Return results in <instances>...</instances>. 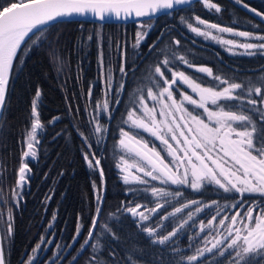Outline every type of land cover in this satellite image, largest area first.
<instances>
[{"label":"trees","instance_id":"trees-1","mask_svg":"<svg viewBox=\"0 0 264 264\" xmlns=\"http://www.w3.org/2000/svg\"><path fill=\"white\" fill-rule=\"evenodd\" d=\"M211 2L218 4L221 11L208 10L200 1L171 15L143 21L150 29L138 46L141 22L95 24L74 21L49 26L43 29L42 35L37 33L42 44L33 46L29 41L22 47L31 50L20 51L14 63L0 124V229L5 264H25L44 238H51L53 245L40 264L50 261L57 247L65 254L59 264H71L83 249L81 245L88 236L92 219L97 217L98 195L103 199L99 204L102 207L94 238L73 264H189L187 257L197 255V250H201V239L197 234L201 221L210 211L203 208L202 212H197V207L213 206L216 211L220 210L219 221L239 210L243 213L253 203L264 207V195L260 193H245L241 197L234 192H224L212 182H203L197 190L188 184H125L117 172V162L124 158L117 150L121 129L133 132L160 151L159 144L147 135L127 128V123L129 112L134 109L135 114L143 112L140 96L148 101L146 105L150 104L148 88L154 93L159 92L160 88L154 87L155 81L149 77L154 75L155 65L165 56L172 61L168 66L172 71L184 72L202 87L217 90L224 87L214 79L215 76L244 83L264 80V55L258 51L255 55L229 54L221 47L195 37L188 27L189 24L196 25V17H199L209 24L264 36V21L250 11L254 8L264 12V0H243L248 8L236 0ZM176 40L180 41L178 45ZM172 53L184 56L193 67L174 59ZM121 66L126 75L121 73ZM201 66L210 68L213 75L198 71ZM108 72L111 73V88L105 79ZM166 76L171 77V71H166ZM121 84L123 88H120ZM163 86L166 85L160 80V87ZM37 90L40 91L39 98L36 97ZM173 90L178 101L184 90L190 95L179 82ZM251 98L260 100L255 95ZM34 100L44 127L38 130L36 156L25 159L23 152L26 151ZM105 100L110 111L97 108ZM221 103L229 106L226 110L247 112L253 108L246 101ZM184 105L194 115L206 116L186 101ZM152 107L157 113L160 111L158 106L149 108ZM255 107L264 111L262 104ZM250 114L259 135L264 121L258 112ZM55 117L59 119L54 120ZM97 120L106 128L102 138L93 131ZM234 127L240 126L234 124ZM80 133L88 137L87 143ZM85 153H95L100 160L103 181L99 169L88 166ZM22 161L28 164L30 171L26 170L20 191L17 181ZM153 187L163 188L169 195L154 196ZM13 189L19 195L17 203ZM175 192L181 195H172ZM240 200H243L244 208L232 207ZM190 201L197 203L164 221L161 235L187 221L185 227L170 243H152L155 238L142 229L152 222L161 223L164 216ZM158 204L163 207L155 219L145 225L126 211L132 206L154 208ZM189 212L191 219L187 215ZM230 222L227 219V225ZM105 224L115 233V239L105 232ZM97 243L98 247L92 246ZM219 251L214 250L216 254L205 252L191 264H230L228 253L220 256ZM259 264H264V260Z\"/></svg>","mask_w":264,"mask_h":264},{"label":"snow or ice","instance_id":"snow-or-ice-1","mask_svg":"<svg viewBox=\"0 0 264 264\" xmlns=\"http://www.w3.org/2000/svg\"><path fill=\"white\" fill-rule=\"evenodd\" d=\"M189 3L190 0H0V107L4 104L9 73L13 67L14 60L19 58L18 52L31 50L27 47L22 48V45H27L29 41H31L33 46L38 43L42 44L43 41L37 33L42 35L45 27L54 26L63 18L70 17L73 14H85L87 12L96 14L101 21L107 18L106 14H114L117 18H120L121 12L124 13L125 18L132 16L136 18L153 17L158 13L171 15L172 12L181 10L180 6ZM236 3L242 4L245 8L249 7L246 3H243V0H236ZM204 4L206 7L214 8L217 12L221 11L220 6L211 2V0H204ZM250 11L264 18V12H258L254 8L250 9ZM196 19L200 24H204L210 29L233 33L240 37H253V34L249 32H235L232 28L209 24L199 17H196ZM139 27L143 29L145 24L141 22ZM188 27L197 35L217 39L209 31H203L198 27H193L191 24ZM146 35V32L137 33V46ZM34 36L36 39H33ZM255 38L262 42L240 44H236L233 40H220V42L245 49L248 55L256 54L252 50H257L264 55V36ZM179 43L180 41H175V44L178 45ZM172 56L174 59L188 64L189 67H193L184 56H176L175 53H172ZM171 62L165 56L162 61L155 65L154 75L149 77V79L155 81L154 87H158L160 90L158 93H154L152 88H148L147 97L160 103V111L157 113L155 107H147L144 97L140 96L139 102L144 106L143 115L134 118L135 109L129 112L128 115L134 127L149 132L166 146L172 161L166 162L165 158L155 147H149L147 142L137 139L135 136L130 135L129 132L121 129L122 138L119 141V145L128 149L129 152L133 151L131 145H138L139 148L135 150L136 155L140 156L150 166L146 168L143 165L130 164L121 157L126 166L125 170L135 167L137 171L143 172L144 176L151 177L153 180L164 177L165 179L162 180V183L171 182L172 184L181 185L189 184L188 176L190 172L192 177L190 186L194 190L201 187L202 181L210 179L211 182H214L226 193L234 192L241 197L245 193H260L264 195V126L261 127L259 135H257L256 125L250 114L252 111L258 112L261 120L264 121V111L255 107L258 103L264 105V80L258 83L254 81L244 83L215 76L214 79L224 85V87L217 90L212 87H202L201 84L195 82L193 78L182 71H172L168 67ZM120 71L126 75L123 66H121ZM166 71H171V77L166 76ZM198 71L207 73L209 76L213 75L212 70L208 67L201 66ZM105 79L109 88H111L110 72L106 74ZM160 80H163V84L166 86L160 87ZM178 82L187 85L192 92L197 93L199 100L193 99L192 96L186 93H181L182 99L178 101L173 90V86L177 85ZM123 87L124 85L121 84L120 88ZM242 93H246V95H242ZM253 95L260 97V100L252 99ZM39 96L40 91L37 90L36 97L39 98ZM169 101L170 103H168ZM185 101L203 109V112L207 114L206 119L201 118L200 115H193L185 107ZM221 101H235L237 104L246 101L253 108L247 112L230 110V108L226 110L229 106L222 104ZM209 102L217 107L216 111L207 107ZM101 107L105 111H110L107 100L102 105H97V108ZM177 113H179V116H177ZM31 116L30 131L27 132L26 137L27 150L23 152V157L36 156V144L39 143L37 139L38 130L44 127L39 119L35 100L32 103ZM158 116L162 119H158ZM53 119L56 120L59 117ZM234 124L240 127H234ZM93 131L101 134L100 138H102L106 128L97 120ZM80 135L87 143L88 137H85L83 133H80ZM257 141L260 142L257 143ZM172 142H175V145ZM88 147L91 148L92 145L88 144ZM84 158L88 161L90 168L99 169L101 162L96 158L95 153H85ZM173 162L176 165L175 168H173ZM117 167H121V165L118 164ZM180 167L184 169L182 175L179 173ZM26 170L30 171L28 164L22 161L18 170L17 188L22 186ZM99 171L103 181V170L99 169ZM123 179L126 184L129 183L127 175ZM133 179L141 184L147 183L142 177L133 176ZM93 187L95 188L96 185L94 184ZM151 192L154 196L166 197L169 195V192L163 188L153 187ZM13 194H17L16 189H13ZM172 195L180 196L181 193L175 192ZM102 199L101 195L97 196V216L101 212L99 204ZM189 203L196 204L197 202L190 201ZM188 206V204H184L182 207L175 208L174 211L175 213H180L183 208ZM139 207L141 206L137 205L136 207L127 208L126 211L134 216L139 215L141 220H147L148 217L143 212H137ZM157 207H163V205L158 204ZM232 207L244 208L243 200L237 201ZM195 210L199 212L201 208L197 207ZM151 211L155 212L156 209H151ZM173 214L170 213V215ZM187 215L189 219L192 218L191 212L187 213ZM164 218L166 219L167 217ZM227 219L231 220V224L227 226V243L218 254L224 256L225 252H227L230 257V264H253V262L259 264L260 260H264V207H260L255 203L250 204L243 213L237 211L231 217L221 219L219 224L224 225ZM238 219L242 225L241 227H236ZM215 220L216 217L213 216L208 221V224L211 225ZM97 223V218L94 217L92 226L88 230V236L85 238L81 248H84L85 245H88L93 240ZM184 223H187V221H184ZM183 226L181 224L179 227L182 228ZM103 227L106 233L110 234L114 239L116 238L115 233L107 224ZM203 228L204 225L202 224L201 231H203ZM142 230L148 233L149 236L157 237L152 243L163 245L176 236L179 228L163 236H158L156 229L152 227H144ZM9 231H11V225H9ZM221 244H224V241L216 239V242L210 248L198 249L197 255L187 257L189 264L197 261L199 257H203L204 252L216 254L213 250L217 249L218 245ZM92 246L98 247L99 245L97 243ZM39 248L40 245L38 244L33 249V252H36ZM33 259L34 257H29L27 264H32ZM0 264H5L2 245H0Z\"/></svg>","mask_w":264,"mask_h":264},{"label":"rangeland","instance_id":"rangeland-1","mask_svg":"<svg viewBox=\"0 0 264 264\" xmlns=\"http://www.w3.org/2000/svg\"><path fill=\"white\" fill-rule=\"evenodd\" d=\"M202 3H203V6L206 9H208V10H215L214 8L206 7L205 4H204V0L202 1ZM149 27H150L149 24L148 25L145 24V27L143 29H140V31L147 33V31H149L148 29H150ZM193 27H198V28H200L203 31H209V32L212 33V36H215L217 39H212L211 37H205V36L197 35L195 32L192 31V33L194 34L195 37L201 38L202 40H204L205 42H208L210 44L219 46L225 52H227L229 54H232V55H236V54L248 55V54H246V50L245 49L239 48V47H237L235 45H226V44H223V43L220 42V40H233V41L236 42V44H240V43H260V42H262V41H259L258 39L255 38V37H259L260 35H255V34L252 33L253 34V37L252 38H249V37H240V36L234 35L233 33L220 32L217 29L207 28L206 25L200 24L197 21V19H196V25H194ZM234 31L235 32H241V31H238V30H235V29H234ZM144 39H145V36H144L143 40L140 41V43L143 42ZM252 51L256 52L257 50H252ZM182 85H184L186 87V89L190 93V96H192L193 99L199 100V95L197 93L192 92L191 88H189L187 85H185V84H182ZM183 93H186V91L184 90ZM109 94H111V93H109ZM149 100H150V104H148L147 106L150 107V106L156 105V106H158L160 108V103L158 101H154V100H152L150 98H149ZM145 102L147 103L148 101H145ZM168 103H170V101ZM193 107L195 108V110H201V111H203V109H200V108L195 107V106H193ZM207 107L210 110H213L214 111V105H212L210 102L207 104ZM140 108H141V110L144 111V106L143 105H140ZM204 114L207 116L206 113H204ZM142 115H143V112L142 113H136L135 116H134V118L140 117ZM177 116H179V113H177ZM206 116H204V119H206ZM157 118L158 119H162L159 116ZM127 124H128V127L127 128H130L132 130H137V131H139V132L147 135L153 141H155V144L156 145L159 144L160 145V148H159L160 151L159 152L165 158L166 162L172 161V157L168 155L166 146L163 145L158 139H156V137L152 136L149 132L144 131L141 128L134 127L132 125V121L129 120V117H128V123ZM126 131L129 132L130 135H133V136L136 137V135L133 132H130L129 130H126ZM119 136L120 137H119V140L117 142V150H119L120 152L123 153L124 160H127L130 164L143 165L146 168L150 167V166H148L145 163V161H143L140 157H138L132 151L129 152L128 149L122 148L119 145V141L122 138L121 137V133H120ZM137 139H139V138H137ZM172 143L175 145V142H172ZM136 146H138V145H136ZM149 147H150V145H149ZM36 150H37V148H36ZM27 158H31V156L25 157V159H27ZM118 164H120L121 167H117V172H118V175H119V177H120V179L122 180L123 183H125L123 178H124L125 175H127L129 177V183H127V184H141L138 181H136V180L133 179V176H137V177H142L144 180L147 181L146 184H149V185H151L152 183L153 184L155 183V184H159V185H161V184H164V185L165 184H168V185H171V186H181V184H172L171 182L162 183V180L165 179L164 177H161L160 179L153 180L151 177L144 176L143 172L137 171V169L135 167H133V168H127L125 170L126 166L124 165V163H123L122 160H118L117 165ZM175 167H176V165L173 162V168H175ZM183 171H184L183 167H180L179 173L181 175H182ZM154 174L159 175L158 173H154ZM188 180H189V184L188 185H190V182L192 180V177H191L190 172H189ZM203 182H211V181H210V179H205L204 181H202V183ZM212 183H214V182H212ZM183 185H186L187 186V184H183ZM22 187H23V185L21 187H19V190L20 191L22 190ZM18 200H19V195L17 194V196L15 197V202L17 203ZM188 205H189L188 207H191V206H194L195 204L188 203ZM140 206L141 207H139L137 209V212H143L144 215L148 217L147 220H141L140 217H139V215L134 216L133 214H131L129 212L128 213L131 216H133V218L136 219L139 223L144 224V225L147 224V223L152 222L155 219V216H157V214L159 213L160 208H161V207L158 208L157 206L154 207V208H149V207H146V206H143V205H140ZM132 207H136V206H132ZM132 207H130V208H132ZM203 208L204 209L206 208V210H208V211L210 210V211L208 212V215H207L206 219L204 218L205 220L204 221L203 220L201 221L200 226H199V230H198V234H197L198 238L201 239V244H202L201 245V250L205 249L206 247L210 248L212 246V244L216 242V239L223 240L224 241V244L218 245V248L217 249H214V250H223L225 244L227 243V239H226L228 237L227 226L229 224H231V222L227 225V220H225L224 225H220L219 224V218L221 217L220 210L216 211V209L213 206H206V207H202L200 212L203 211ZM151 209H156V211L153 212V211H151ZM171 213H174L175 214V211H173ZM170 216L171 215L168 214V215L164 216V217H167V218L166 219L163 218V220H162L161 223L152 222L151 225H149L148 227L155 228L157 235L158 236H162L161 235L162 234L161 228L163 226V222L166 221ZM213 216L216 217V220L213 221V223L211 225H209L208 224V221L211 220ZM202 224L204 225L203 231H201V225ZM185 225H186V223H184V227H185ZM241 226L242 225L240 223V220L238 219L237 220V223H236V227H241ZM178 228H179V231H180L181 228L180 227H178ZM178 232H177V234H178ZM152 237H154L155 239L157 238L156 236H152ZM214 237H215V239H214ZM77 238H78V235L76 236V239ZM174 238H175V236L172 237L165 244L170 243ZM39 245H40V248L36 252H32V254L30 256V257H34V259L32 261V264H40L43 261V259L47 255V252L52 248L53 240L51 238L50 239L44 238ZM54 251H55L54 257L50 261L46 262L45 264H52V263L59 264L61 262L62 258H63V255L65 256V254H63L64 252L61 251V250H59L58 247L55 248ZM229 251H231V250H229ZM226 253L227 252H225V254ZM25 264H27V262Z\"/></svg>","mask_w":264,"mask_h":264},{"label":"water","instance_id":"water-1","mask_svg":"<svg viewBox=\"0 0 264 264\" xmlns=\"http://www.w3.org/2000/svg\"><path fill=\"white\" fill-rule=\"evenodd\" d=\"M200 1H203V0H190V3L189 4L180 6V8L181 9L187 8V7L193 5V4L197 3V2H200ZM163 15H165V14L158 13L156 16H153V17L136 18V17L132 16V17L125 18L124 17V13L121 12L120 18H117L114 14H106V17L107 18L104 21H101L96 14H94L92 12H87L85 14H73L70 17L63 18L61 21H59L57 23H61V22H74L75 21V22H89V23H95V24H132V23H139V22H143V21H147V20H153V19H156V18H158L160 16H163ZM258 17L264 21V18H262L260 16H258ZM45 28H47V27H45ZM23 46L24 45H22V47ZM18 54H19V52H18ZM15 61L16 60H14V62H13V67H14ZM13 67H12L10 73H9L8 83L6 85L4 104H3L2 107H0V124H1L2 116H3V112H4V106H5V101H6V97H7V93H8V88H9V84H10V78H11V74H12ZM131 147L133 148V151L132 152L134 154H136L135 153V150L137 148H139V147L136 146V145H134V144L131 145ZM138 157H140V156H138ZM101 207H102V205H101ZM99 216H100V214L96 217L97 218V221L99 219ZM0 245H2L1 229H0ZM87 246L88 245H85V247L81 250L80 254L75 258V260L84 252V250L87 248ZM2 247H3V245H2ZM73 262L71 264H73Z\"/></svg>","mask_w":264,"mask_h":264},{"label":"flooded vegetation","instance_id":"flooded-vegetation-1","mask_svg":"<svg viewBox=\"0 0 264 264\" xmlns=\"http://www.w3.org/2000/svg\"><path fill=\"white\" fill-rule=\"evenodd\" d=\"M241 212V210H239Z\"/></svg>","mask_w":264,"mask_h":264}]
</instances>
